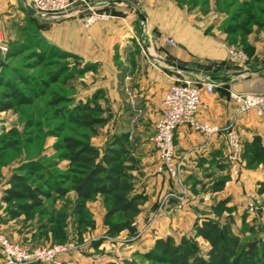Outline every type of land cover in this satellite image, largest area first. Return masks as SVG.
Masks as SVG:
<instances>
[{
	"label": "crops",
	"instance_id": "obj_1",
	"mask_svg": "<svg viewBox=\"0 0 264 264\" xmlns=\"http://www.w3.org/2000/svg\"><path fill=\"white\" fill-rule=\"evenodd\" d=\"M86 1L96 11L120 15L97 21L85 29L82 17L88 11L79 3L80 0H73L69 17L49 23L37 18V23L42 25L37 29V37L46 46L79 57L83 62L94 64L102 70L104 81L96 89L108 94L110 99H106L105 103L108 108L112 103L120 115L128 112L134 118L141 119L140 123H136L141 142L144 135L145 138L149 135L145 141L150 143L159 118L161 101L175 79L215 84L211 94L201 91L197 120L218 128L225 127L235 118L236 104L231 94L264 91V31L252 32L247 36L245 45L242 44L247 50L245 53L242 51L246 60L238 62L229 55L231 45L225 35L207 31L202 22L187 16L173 0ZM22 8V0H0V45H3L10 24L14 28H21L27 20ZM129 12H133L134 16ZM166 38L172 39L176 47L167 44ZM115 63H123L126 69H118ZM173 65L185 69L180 70ZM235 128L242 147L256 137L264 146V121L254 110L239 114L235 118ZM205 141L204 135L186 126L175 130V152L184 160L183 183L193 193L188 194L182 204H178V209L164 211L151 229L145 231L150 245L143 252L148 251L158 238L171 236L178 242L181 237H193L196 222L208 218L218 219L212 211L220 201H227L226 207L231 209L235 225L237 220L241 224L244 217L247 223L258 222L254 219L255 214H248L245 209L247 194L252 192L259 195L257 189L261 183L264 184V161L254 168H247L243 160L238 177H234L226 164L223 135L217 133L205 147H198ZM137 155L139 163L136 172L139 177L136 178L135 190L143 191L146 195V201L140 207L141 212L135 218L139 229L142 226V214L144 218L151 215L157 199L167 191H172L175 184L166 175L157 173L156 151L151 158L146 151H139ZM218 181H224L223 187L213 191L212 186ZM136 185L142 187L137 188ZM97 202L101 204L100 198H97ZM174 202L170 201L168 206L175 205ZM227 214L223 212L222 216ZM196 239L203 241L201 238ZM69 254L61 258L71 264L82 261L78 253Z\"/></svg>",
	"mask_w": 264,
	"mask_h": 264
},
{
	"label": "rangeland",
	"instance_id": "obj_2",
	"mask_svg": "<svg viewBox=\"0 0 264 264\" xmlns=\"http://www.w3.org/2000/svg\"><path fill=\"white\" fill-rule=\"evenodd\" d=\"M173 1L187 16L202 22L207 31L225 35L230 47L240 49L244 53L247 50L242 44L245 45L247 36L252 32L264 31V14L261 12L264 10V0L260 3L254 0ZM79 3L83 6L87 1L80 0ZM246 10H250L262 26H252L250 33L245 36L229 30L244 19ZM22 11L27 15V20L21 28H14L10 24L2 41L3 45H0L7 49L6 52L0 50V102L13 103L11 98L6 97L11 90L5 86L6 83L29 99V102L19 105L13 103L9 110L0 111V235L12 244L30 249L72 244L75 246L72 252L78 253L82 259L79 263L75 262L76 264H161L145 260L142 254L150 245L145 231L151 229L164 211L173 212V208L176 210L180 207L176 201L175 205L169 207V202L174 201L170 200L164 203L161 210L157 209L165 193L157 199L156 206L152 209L154 211H151V215L155 211L158 212L153 222L151 215L144 218L142 214L140 219L142 226L133 236L123 232L114 237L105 234L107 229L103 222L105 211L97 200L87 204L89 222L82 227L78 226L77 218L72 212L75 199L72 191H68L63 197L55 195L51 199H44L40 209H32L16 216L13 214L17 213L19 204L2 201L5 192L12 188L10 181L14 175L24 176L30 184L37 186V166L49 182L65 173L67 163L60 158L62 153L60 147L64 137H74L97 145L95 147L102 155L113 136L128 134L130 153L125 157V162L133 167L139 163L137 155L139 151L150 153V158L155 152L151 141L149 140V144L145 141L149 135L146 138L144 135L141 142L142 138L137 134L136 123H140L141 119L134 118L128 112L120 115L112 103L109 108L105 104L106 99H110L108 94L102 89H96L104 81L102 70L94 64L83 62L79 57L46 46L37 37V18L42 17L28 15L24 7ZM89 13L88 11L82 17L85 29L97 22L89 27L85 26ZM129 14L134 16L133 12ZM110 15L111 18L114 17ZM43 19L45 23L56 21L50 18ZM115 65L122 71L126 69L123 63ZM86 68L88 70H85ZM94 93H98L97 103L106 109L104 116L107 117L104 125L95 127L96 134L71 123L67 117L74 104L90 99ZM55 97H63L67 102L53 106L50 103ZM27 167H34L35 170L28 174L24 170ZM132 174L135 178L139 177L136 170L132 171ZM174 184L172 191L182 193L185 197L193 193L188 185L183 183V179L180 186L175 182ZM255 195L264 209V198L256 193ZM212 212L215 218L223 215L221 210L213 209ZM254 214V219L258 220L256 224L264 221V210L261 214ZM239 224L237 220L235 232ZM188 238L195 240L199 255L204 257L208 245L193 237ZM61 261L62 264H71L62 258ZM1 262L3 258L0 254V264Z\"/></svg>",
	"mask_w": 264,
	"mask_h": 264
},
{
	"label": "trees",
	"instance_id": "obj_3",
	"mask_svg": "<svg viewBox=\"0 0 264 264\" xmlns=\"http://www.w3.org/2000/svg\"><path fill=\"white\" fill-rule=\"evenodd\" d=\"M254 1L260 3L262 0ZM261 12L264 14V10ZM113 15L120 13L114 12ZM252 26L261 27L262 23L250 10H246L244 19L229 30L245 36L250 33ZM40 27L42 25L37 23V29ZM5 86L11 89L6 97L11 98L15 105L29 102L12 85L6 83ZM64 102L67 99L55 97L50 104L57 106ZM97 102L98 93L84 102H77L67 113L68 119L78 127L96 134L95 127L104 125L107 121L104 116L106 109ZM13 103L1 101L0 111L9 110ZM128 141V134L115 135L100 155L92 144L74 137H64L60 158L67 163L65 173L49 182L37 166V186L30 184L24 176L14 175L10 181L12 188L5 192L2 201L19 204L17 213L13 214L16 216L32 209H40L44 199H51L55 195L63 197L68 191H72L75 194L72 212L77 218L78 226L82 227L90 220L87 203L100 198L105 211L103 222L107 226L106 236L114 237L123 232L133 236L137 232L135 218L141 212L140 207L145 203L146 195L143 191L135 190L136 178L132 171L138 170L137 163L133 167L125 162V157L130 153ZM241 158L247 168H254L264 161V146L259 138H254L251 143L242 147ZM24 170L31 174L35 169L27 167ZM223 184L224 181L216 182L212 190H220ZM257 193L264 197V184L259 185ZM226 203V200L218 202L214 210H221V214L227 212V215H221L219 220L204 219L193 226V238H201L209 246L204 257L199 255L195 240L181 237L176 242L171 236L156 239L142 257L161 264H264V221L249 224L244 217L235 232V221ZM256 213L262 212L258 210Z\"/></svg>",
	"mask_w": 264,
	"mask_h": 264
},
{
	"label": "built area",
	"instance_id": "obj_4",
	"mask_svg": "<svg viewBox=\"0 0 264 264\" xmlns=\"http://www.w3.org/2000/svg\"><path fill=\"white\" fill-rule=\"evenodd\" d=\"M23 7L27 11L31 9L33 16L42 18L60 19L71 15L73 0H22ZM83 7L90 13L85 20V26L89 27L95 21L108 20L109 13H99L93 6L85 3ZM28 12V11H27ZM171 47H176V43L170 39H165ZM2 52H6V47H0ZM229 55L238 62L246 60L242 51L229 47ZM215 84L209 81H195L192 79H175L168 87L161 101L159 118L154 126V135L150 141L157 153L158 163L156 171L158 174L166 175L179 186L182 184L181 173L183 171V157H178L175 152L174 132L178 127L186 126L202 135L206 141L198 147H205L211 137L221 133L225 138L226 164L234 177H238L243 166L241 158V139L235 128V118L248 110H254L264 121V91L249 94H231V99L236 104L235 118L225 127L218 128L197 120V113L201 107L200 93L205 91L211 94L215 89ZM186 197L177 191H169L163 195L159 201L157 209L162 208L164 203L170 200L182 204ZM263 212V206L255 193L247 194L246 211L254 214L256 211ZM158 212L151 216L153 222ZM72 244H59L50 248H25L17 244L10 243L4 236L0 235V254L3 264H62L61 257L74 251Z\"/></svg>",
	"mask_w": 264,
	"mask_h": 264
},
{
	"label": "water",
	"instance_id": "obj_5",
	"mask_svg": "<svg viewBox=\"0 0 264 264\" xmlns=\"http://www.w3.org/2000/svg\"><path fill=\"white\" fill-rule=\"evenodd\" d=\"M28 11V13L30 14V15H32V14H34V12L31 10V9H28L27 10ZM175 68H177V69H180V70H184L185 68H183V67H181V66H178V65H173Z\"/></svg>",
	"mask_w": 264,
	"mask_h": 264
}]
</instances>
